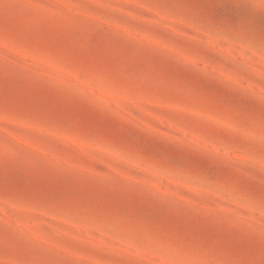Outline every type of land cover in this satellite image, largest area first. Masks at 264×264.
Returning <instances> with one entry per match:
<instances>
[{
    "label": "rangeland",
    "instance_id": "374dc122",
    "mask_svg": "<svg viewBox=\"0 0 264 264\" xmlns=\"http://www.w3.org/2000/svg\"><path fill=\"white\" fill-rule=\"evenodd\" d=\"M0 264H264V0H0Z\"/></svg>",
    "mask_w": 264,
    "mask_h": 264
}]
</instances>
